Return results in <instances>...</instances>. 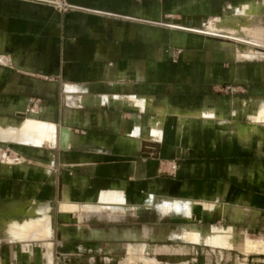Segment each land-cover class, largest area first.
Here are the masks:
<instances>
[{
    "label": "crops",
    "instance_id": "obj_1",
    "mask_svg": "<svg viewBox=\"0 0 264 264\" xmlns=\"http://www.w3.org/2000/svg\"><path fill=\"white\" fill-rule=\"evenodd\" d=\"M39 1L0 0V112L20 116L28 96L45 100L20 119L0 115V125L6 135L29 118L54 127L43 145L0 138V261L51 264L62 250L88 264L98 252L124 249L121 264H163L156 254L184 251L172 239L218 251L252 242L242 227L234 241L230 223L195 222L193 211L201 220H239L251 196L243 183L234 194L230 182L262 177L250 166L232 168L230 152H250L251 134L264 143V95L242 99L236 114L232 98L209 89L230 74L264 85V63L245 62L264 56V0H67L75 7L64 11ZM184 13L222 18L227 28L209 32V20L203 28L172 24ZM162 17L170 27L212 36L169 35L153 24ZM169 44L178 46L176 58ZM193 83L194 103L182 105ZM60 124L69 129L64 147ZM9 142L20 144V155L8 153ZM165 199L188 201L189 209L161 208ZM143 210L184 222L179 231L154 221L138 226L133 216ZM150 244L152 255L144 252Z\"/></svg>",
    "mask_w": 264,
    "mask_h": 264
},
{
    "label": "rangeland",
    "instance_id": "obj_2",
    "mask_svg": "<svg viewBox=\"0 0 264 264\" xmlns=\"http://www.w3.org/2000/svg\"><path fill=\"white\" fill-rule=\"evenodd\" d=\"M35 1H39V0H35ZM39 2H42L46 5H50L58 11H64V10L57 9L53 5V2L51 1L50 2L49 1H46V2L39 1ZM222 14L223 13L218 12L217 15H214V16H219ZM178 16H180V14ZM167 22H169L168 18L162 17L160 20H156L155 22H153V24L156 27L165 28L169 30L168 32L169 35H174L175 34L174 30H178L182 32L181 34H184V33L187 34L188 37L196 36L203 40L206 38V36H212V35L202 34V33L196 34L192 31L183 30L179 28H173V27L168 26ZM226 28H227V24L225 21H223V25L220 28V30H223ZM214 37L221 39V37L219 36H214ZM223 39L231 43L230 38H223ZM169 45H170L169 46L170 47L169 56L171 58H176V55L179 52L178 46L172 45V44H169ZM260 50L264 52V47H260ZM247 61L249 62L259 61V62L264 63V56L260 58H252V59L246 60L245 62ZM222 62L224 65H226L230 63V60L225 59V60H222ZM237 62H241V59L239 61L237 60ZM34 76H37V74L34 73ZM43 77L44 79L49 78V76H43ZM241 80L234 78V76L230 74L229 79H224V80L211 83L210 89H209V92L213 94H217L220 96L221 95L227 96V97L232 98V104H233L236 114H238L241 109L242 99L251 101L261 95H264V85L257 83L258 79L256 81H254L255 79H253L251 80L250 83H246ZM194 84L196 83L187 85L188 86L187 91L183 92V95H185L186 93L187 99H186V102H182V105L184 104V105H187L188 107L193 105L194 102H192L190 98L198 94V91L196 90V86H194ZM2 96H3V85L0 84V98H2ZM63 97H64L63 94H60V96H58V101L60 104L62 103L61 100L63 99ZM28 99H29V106H28L27 111L24 112L23 115H26L31 108H36V106L40 104V102L45 101L43 100V98H40L38 96H28ZM175 103L177 104L179 103V101H176ZM0 115L11 116L15 119L21 118V116H13L12 114H9L5 111L0 112ZM171 117L173 116L171 115ZM1 120H4V119H1ZM262 126L264 129L263 124ZM249 142L251 144L250 152H248V149H247V152L245 151V153H243V149H241L240 147L234 148L230 152V160L232 162L233 160L235 161L234 165H231L232 168H236L239 166H244L245 168H247L248 166H250L251 168L254 169L255 171L254 174H258L259 173L258 171L260 170H261L260 172H262V177L260 179H257L256 177V180L254 178L249 179V180L246 179L245 181L239 180L237 181L238 184H236L235 182H230V185L234 187V194H236L235 192H238V189H239L237 188L239 187L238 185L243 183L244 190L246 191L245 193L251 196V206L248 209L247 215H243L244 217L243 216L239 217L240 218L239 220L238 218H234L235 220L230 219V222H229L227 219H220V218H214V219L206 218V219L201 220L198 217L199 214H198L197 208H195L193 213L196 214L195 222L197 221V222H201L202 224H206V223H210L214 221H220L224 223H230L231 225H233L235 229L234 241H238L240 237V235L238 234V231L242 227L244 228L246 236L249 237L252 242L262 241V243H264L263 242L264 241V143H262L261 145H258L257 144L258 138L256 135H253V134H251ZM19 145L20 144L18 143L9 142L8 143V153L10 154L11 150H13L16 152L14 156L20 155L19 154L20 151L18 150ZM1 150L2 149H0V160L6 159L5 155L1 152ZM242 161L245 164L242 165L241 164ZM171 167L172 168L170 169H173V166ZM160 170L163 171V169H160ZM164 171L170 172V171H167V169H165ZM234 194L232 193L233 197H235ZM133 218L134 220H137L136 224L138 226H140L146 221H149V222L154 221L157 224H160V226L163 223H167L169 224L170 231H179L181 223L184 222V220L173 217L170 214L161 215L153 210H150V211L143 210L137 216H133ZM168 242L174 244L175 246H178L179 244H184L183 245L184 251L182 254H177V255L156 254L155 257L159 261L163 262V264H175L181 261H185L186 264H264V250H259V251L255 250V252L252 251L249 253H242L233 248L222 249L221 251H218L217 248H211L210 246L205 245V244L192 245L187 241H181L177 239H172ZM152 248H153L152 244L146 245L144 252L152 255L153 253ZM2 250L3 249L1 247L0 254L2 253ZM80 255L82 256V254ZM52 256H53V259H52L51 264H80L78 260H74V258L72 257L73 254H70L67 252L64 253L62 252V250L58 252H54ZM76 256H78V254ZM1 257H2V260L0 261V264H8V263L14 264L13 261L9 262L7 256L3 258V255H1ZM124 257H125L124 249L117 250L109 254L98 252L90 260V262H88V264H121V261L124 259ZM39 264H43V261L39 262ZM129 264H136V263L131 261Z\"/></svg>",
    "mask_w": 264,
    "mask_h": 264
},
{
    "label": "bare ground",
    "instance_id": "obj_3",
    "mask_svg": "<svg viewBox=\"0 0 264 264\" xmlns=\"http://www.w3.org/2000/svg\"><path fill=\"white\" fill-rule=\"evenodd\" d=\"M209 20V17H207V20L203 23V25L202 26H184V25H182V24H180V23H176V22H172V24H175V25H179V26H183L184 28H203L204 27V25L206 24V22ZM227 24V23H226ZM222 25H223V21H222V18H215V19H213V20H209V22L205 25V26H207L206 28H208V30H210L209 32H211V31H219L220 30V28L222 27ZM244 23H242L241 24V27H243V29H244ZM236 26H238V25H233V26H231V31L232 32H236V34H238V31L236 30V28L239 30V28L238 27H236ZM235 27V28H234ZM243 29H242V31H243ZM246 29H247V31L249 32L250 31V26H249V24H247L246 25ZM214 33V32H213ZM238 38L239 37H241V36H237ZM237 38V39H238ZM241 39V38H240ZM242 39H243V37H242ZM51 124V123H50ZM49 123H46V122H43L42 120H39V119H36V118H29V119H27L26 121H24L23 123H22V125L20 126V128H18L15 132H13V134H10V135H6L5 133H4V130H3V125H0V138H4V137H6V138H13V139H19L18 141H20V140H23V141H25V142H31V143H37V144H45V143H48L49 141H50V139H51V133H52V128H54V127H51V125H50ZM54 125V124H53ZM12 133V132H11ZM68 134H69V129H68V131L66 132V133H63L62 134V141L66 144L67 143V138H68ZM23 135V136H22ZM53 136V135H52ZM4 140V139H3ZM9 141V140H8ZM54 142V141H53ZM53 142H52V144H53ZM8 159V158H7ZM4 160H6V159H4ZM9 160V159H8ZM6 163V162H5ZM111 195V194H110ZM111 196H113V195H111ZM111 196H108L109 198H110V200H111ZM104 197H106V195L104 196ZM107 198V197H106ZM107 200V199H106ZM105 200V201H106ZM110 200H108V201H110ZM107 201V202H108ZM111 201H114V200H111ZM106 202V203H107ZM103 203H104V201H103ZM111 203V202H110ZM189 202L188 201H171V200H167V199H165V200H162L161 201V203L159 204V206L161 207V208H165V207H167V206H171V207H173L174 208V210H175V212H186L188 209H189ZM28 226H31V224H29ZM218 226V225H217ZM215 227V226H214ZM33 228V227H32ZM34 228H35V226H34ZM33 228V229H34ZM216 228H218V227H216ZM47 229V225L45 226V230ZM232 229V228H231ZM225 230V229H224ZM234 230V229H233ZM211 231V230H210ZM219 231V230H218ZM227 231V230H226ZM47 232V231H46ZM213 232V231H212ZM222 232V231H221ZM231 232V231H230ZM229 232V233H230ZM244 232V231H243ZM220 233V232H219ZM224 233V232H223ZM226 234H227V232H226ZM242 234H244V233H242ZM232 235V234H231ZM240 235V234H239ZM197 236V235H196ZM210 236V235H209ZM213 236V235H212ZM228 236H230V235H227L226 237H228ZM243 237V236H242ZM223 238V237H222ZM221 238V239H222ZM215 239V238H214ZM220 239V238H219ZM225 239H228L229 240V237L228 238H225ZM246 239V238H245ZM244 239V240H245ZM261 239V238H260ZM187 240V239H186ZM189 240V239H188ZM223 241H224V239H222ZM259 240V239H258ZM263 240V239H262ZM189 241H191V240H189ZM202 241L203 242H206V243H209V242H211V240L210 239H206V236H204L203 237V239H202ZM247 241V242H246ZM246 241H244L243 242V245L241 246V247H239L238 249L241 251H243V252H245V253H249V252H252V251H254L255 252V250H264V243H262V241H260V242H248V240H246ZM220 242H222V241H220ZM264 242V241H263ZM226 243V242H225ZM229 243H230V240H229ZM228 243V244H229ZM245 243V244H244ZM215 245H216V243H214ZM237 244V243H236ZM240 244H242V243H240ZM225 245V244H224ZM210 246V245H209ZM231 246V245H230ZM229 246V247H230ZM219 247V246H218ZM225 247V246H224ZM228 247V248H229ZM227 248V247H226ZM231 248V247H230ZM237 249V248H236ZM237 249V250H238ZM238 250V251H239ZM149 264V263H148Z\"/></svg>",
    "mask_w": 264,
    "mask_h": 264
},
{
    "label": "water",
    "instance_id": "obj_4",
    "mask_svg": "<svg viewBox=\"0 0 264 264\" xmlns=\"http://www.w3.org/2000/svg\"><path fill=\"white\" fill-rule=\"evenodd\" d=\"M207 15L204 13H192V14H180L178 17L171 19L172 22L180 23L184 26H202L203 23L207 20ZM18 115L23 116V113L20 112ZM58 129V145L64 147L65 143L62 141V134L68 131V128L64 124L57 126Z\"/></svg>",
    "mask_w": 264,
    "mask_h": 264
},
{
    "label": "built area",
    "instance_id": "obj_5",
    "mask_svg": "<svg viewBox=\"0 0 264 264\" xmlns=\"http://www.w3.org/2000/svg\"><path fill=\"white\" fill-rule=\"evenodd\" d=\"M53 2V5L57 8V9H60V10H65V9H68V8H73L75 7L74 4L68 2L67 0H53L51 1Z\"/></svg>",
    "mask_w": 264,
    "mask_h": 264
}]
</instances>
